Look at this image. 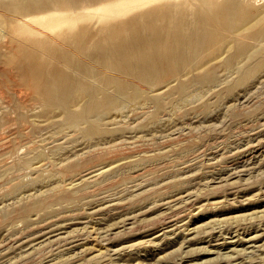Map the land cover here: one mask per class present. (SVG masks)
<instances>
[{
	"label": "rangeland",
	"instance_id": "obj_1",
	"mask_svg": "<svg viewBox=\"0 0 264 264\" xmlns=\"http://www.w3.org/2000/svg\"><path fill=\"white\" fill-rule=\"evenodd\" d=\"M254 2L255 10L264 13V0ZM87 4L75 9L76 13L83 14L82 22L99 26L106 20L101 15L108 7L100 2ZM26 15L22 16L23 22L27 20L33 27H41L46 17L41 13ZM7 17L0 12L1 23L6 25ZM256 28L250 26L247 31ZM245 34L240 36L242 42L255 41ZM5 35H0V51L9 41V35L7 38ZM228 49L225 54L218 52V57L210 54L209 62L207 54L200 55L206 61L200 57L195 61L194 65L200 67L198 71H194V65L189 67L195 76L212 73L211 81L191 83L194 80L187 71L189 68L180 66L176 78L187 81L185 90L196 92V98L179 102L174 91L179 83L171 78L139 83L134 80L146 93H157L158 98L162 95L164 103L149 100L142 108L130 104L122 112L123 120L104 118L102 126L108 135L100 138L73 129L55 105L48 108L52 109L49 112L41 104L45 111L42 110L38 100L29 97L31 91L24 85L25 90L19 77L15 78L16 71L13 69L15 74L11 77V69L1 61L0 69L4 71L0 75L9 79L0 76V101L6 102L0 103V116L5 114L6 119H0V264H264V46L255 51L253 63L243 64L232 72L226 71L224 61L235 48ZM248 65L254 69L250 75L248 68L244 70ZM159 87L163 89L159 91ZM20 92L24 95H20L22 99L18 97ZM84 100L76 101L80 103L78 109ZM13 107L18 111L15 115ZM90 142L96 144L90 147ZM63 145L74 152L68 151L72 154L68 165L52 160L59 157L61 160V153L57 152H64ZM102 168L107 169L101 175L93 173L98 175L94 179L92 172ZM91 178L94 180L87 181ZM39 186L44 190L41 197L46 199H41V205L35 206V196L13 195L20 188ZM179 195L182 197L178 201L172 200ZM176 201L179 205H174ZM43 217L49 222L66 223V230L84 229H79L78 235L70 231L69 238L62 228L61 234L67 235L68 241L65 237L55 239V235L35 238L38 235L35 229ZM178 221L187 226L181 227ZM88 230L92 231L90 236ZM167 230L175 233L171 234L173 237ZM82 236L89 249H69L71 237ZM145 238L160 241V247L141 257L134 245L137 241L146 242ZM129 242L134 243L127 248ZM225 250L228 256L231 252L234 256H226ZM60 253L68 254L69 258L56 261Z\"/></svg>",
	"mask_w": 264,
	"mask_h": 264
},
{
	"label": "bare ground",
	"instance_id": "obj_2",
	"mask_svg": "<svg viewBox=\"0 0 264 264\" xmlns=\"http://www.w3.org/2000/svg\"><path fill=\"white\" fill-rule=\"evenodd\" d=\"M97 2L106 4L108 9L105 14L101 15V18L106 20L99 24V26H97V24L96 27L92 25V23H94L92 21L91 25L88 23L86 24L85 21L82 22L81 20L83 14H81L79 11L76 13L75 9H77L82 4L84 5V3H92L90 5H93V3ZM253 4H256L254 0H0V12H3L8 16L6 25L0 22V35L3 36L4 33H6V35H9V41L4 45V48H6H3L4 50L0 51V62L3 61V63H5L6 66L9 67L7 69H11L12 74L13 69L16 71L15 73H17V75L15 78H20V82L23 83L22 86L25 85L28 88V91H31V93L28 94L29 97L34 100H38L40 106L42 104L47 110L48 108H51L53 105H55L57 109L60 108L63 111V113L67 117V120L65 119L67 121V124H69L70 126H74L73 129L76 127L79 131L85 134L94 135L99 138L105 137L108 135V130L102 126V120L104 118H108L111 120H123L125 115H123L122 112H126L127 107L130 104L142 108L148 103L149 100H153L156 104L160 102L162 105V103H164L163 100L161 102L160 96L162 95H160L158 98L156 96L157 93H146L142 89L143 87L141 85L140 87L137 83V85L134 83V80L135 82L138 81L139 83L140 81L155 82L156 80H158V78H161L165 81V79L171 78L172 80H175L176 83H179H177L178 85L176 86V89H174L175 87L173 89L178 94V101L182 102L191 97L196 98L198 97V94L196 92H190V88L189 92L188 90H185L187 89L185 87L187 85V81H178V79L176 78V74L179 72L180 66L185 65L188 68H193L195 61L198 62V58L200 57V55L202 56V54H207L208 58L206 60L208 61V59L211 57L210 54L218 57V54L225 51L227 48L230 49V47H233L235 49L231 54L228 49L229 56L224 61V64H226V71L236 69L243 64H251L250 61H252L253 63V55L255 51L258 52L262 50L264 46V13L255 10V6ZM73 12L76 14H74ZM34 13H41L42 15H46L41 23V27H33V25L31 26L29 25V23H26L27 20L26 22H23V15H31ZM88 16L89 15H87V17ZM250 26H257V28L248 33L247 29ZM245 33L255 38V41L249 44H247L246 42H242V37L240 36L244 35ZM223 53L225 54L228 52L225 51ZM204 55L202 57H204ZM201 59L203 61H206L204 60L205 58ZM210 59H212V57ZM202 60L201 63L203 62ZM250 66L251 65H248L246 68H244V70L248 68L247 75L252 74V72L254 71V69H251ZM194 67L196 68L197 66L194 65ZM198 67L196 69L193 68L194 71H198V69L200 68ZM190 68L187 71H190ZM1 71L2 69H0V73ZM11 71L9 72L11 73ZM187 73L188 72H186V74H182L187 75ZM12 74L11 77L14 76V74ZM182 74L180 76H182ZM189 74L194 80H190V82L192 81L191 83L201 80L211 81L210 79H212L213 76L212 73H196V75L198 74L199 76H195V74H192V72ZM6 75H8V73ZM0 76L9 79V76ZM191 77L188 76V80ZM20 82L18 81V83ZM183 82L185 83V85L183 84ZM9 83L10 85L12 84L11 82ZM18 83L16 84L19 86ZM167 83L168 85L172 84L169 82ZM189 84L190 83H188L187 87L190 86ZM16 87L17 86H15V88ZM26 87L25 90L27 89ZM11 88L10 91H13L14 89L11 90ZM109 88L111 90H109ZM162 89L163 87L160 88L159 91H161ZM8 90L9 89L7 88V91ZM174 91H171V93ZM9 93L12 94V92ZM176 93L174 95H176ZM11 94L10 96L13 95ZM20 95L24 97L21 92L20 94L18 93V97L22 99ZM1 97L4 98V95H1ZM31 98L29 100L32 102ZM80 98L81 100H84L82 98H85V100L84 104L82 103V106H79L80 108L78 109V103H76V101ZM25 99L26 98H24V100ZM15 100L17 101V98ZM3 101L5 102V99H3ZM27 101L28 100H26V102ZM30 101H28V103ZM2 102L0 101V103ZM19 102L18 104H21ZM35 102L37 103V101ZM18 104L15 107H17ZM20 106L22 108L24 104L22 103V105ZM44 108H42V110ZM15 109L16 108H14V110ZM16 112H18L17 109L13 115H15ZM115 112H119L121 115ZM4 115L5 114H3L2 117L0 116L1 120L2 118L5 119L3 117ZM56 141H58V139ZM95 144L96 143L94 142H90L88 146L91 147ZM65 147V145L61 147L64 148V152H61L60 150L59 152H57L58 154L61 153V160L60 157L59 159L52 160H54L55 162L59 160V164L68 165V162H70V160L72 159L71 155L74 154V152L72 153L73 150L70 146V148L68 147L67 150L65 149ZM18 150L21 151V148H18ZM68 151H71L72 154H69ZM106 169L107 168H102L98 172H94L95 170H92L93 172H91L92 174L100 173L101 175V173L105 172ZM95 174L93 175L95 176ZM96 176L95 178L93 176L92 177L96 179ZM94 179H87V181H92ZM33 182H37V180ZM43 194V187L39 186L36 188L28 189L26 187L22 189L20 188L13 195H17L16 197L18 198H23L24 196H35L33 197L34 200H32L33 203L36 204L35 206H37V203H39L41 199H44L43 201L46 200L44 196V198L41 197ZM37 195H39V197H36ZM180 196L182 197V195L175 196L172 200L176 199L178 201V198H180ZM12 200L15 201V198H12ZM177 201V204L175 203L174 205H179V202ZM172 207L174 206L172 205ZM101 219L102 217L99 219V221ZM173 221L175 222V218ZM118 225L117 227H119ZM182 225L183 223L181 224V227ZM184 225L187 226L186 224ZM121 226L125 227L122 224ZM62 228H65L63 230H66V223L61 225L56 221L49 222L45 217L35 229V234H38L37 236H35V238L39 236L55 235L57 236L56 238L54 237L55 239H57L58 237H65L66 239L67 235L64 236L63 234L62 236L61 234L62 232H64L61 231ZM79 229L83 231L84 227ZM79 229L78 227H76L74 230L67 229L65 233H68L69 237L70 231L75 234ZM169 230L167 231L169 232ZM182 230L179 231L182 232ZM91 232V230L87 231V233H89V236ZM165 232L166 231H164L163 233ZM171 234L172 232L170 233V236L175 233H173L172 235ZM86 235L87 234H85L84 236ZM182 235L184 234L182 233ZM76 237H71V244L68 245L69 249H89L86 248L89 245L88 242L85 241V237ZM171 238L169 237V239ZM53 241L56 242V240L54 239ZM58 241L59 240H57V242ZM66 241L68 240L66 239ZM144 241L145 240L140 242L137 241L138 243H136L135 241L136 244H133L134 246H137L138 251H136V253H139L141 257H147L151 254V252L160 247V244L158 243L160 241L156 242L153 240V238L148 240L146 239V242ZM166 241H169L168 238L166 239ZM129 243L125 245L127 248L129 246L132 247L131 244L134 242L130 244ZM118 248L119 247H117V249ZM231 248L232 247H230V249ZM234 248L235 247H233V251L236 250ZM252 248L248 249L252 250ZM210 250L213 251V249ZM218 250L216 253H218ZM226 252V256H228V250ZM231 253L229 254L231 255V257H233L234 253ZM60 254L61 255H59V257L55 259L56 261L58 260L59 262H61L69 258L68 254ZM63 255L66 256L64 257ZM218 256L217 258L220 257ZM221 256L223 255L221 254ZM226 256L224 255L223 257ZM239 256L237 257L239 258ZM239 263L241 264V262ZM224 264H226V262Z\"/></svg>",
	"mask_w": 264,
	"mask_h": 264
}]
</instances>
